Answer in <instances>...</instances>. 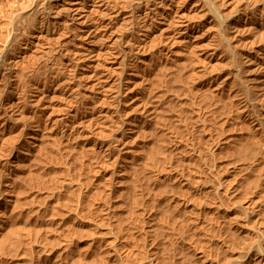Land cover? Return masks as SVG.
I'll return each mask as SVG.
<instances>
[{
  "label": "bare ground",
  "instance_id": "bare-ground-1",
  "mask_svg": "<svg viewBox=\"0 0 264 264\" xmlns=\"http://www.w3.org/2000/svg\"><path fill=\"white\" fill-rule=\"evenodd\" d=\"M5 1L0 149L6 145L10 153L18 152L0 168V184L5 182L0 186V248L20 237L19 230H7L8 223L20 221L28 208L22 205L30 187L20 174L26 166L20 154L28 161L40 151L34 166L43 175L48 174L45 166H72L71 158L85 166L78 155L82 151L100 153L95 172L128 162L138 186L136 165L143 156L128 146L127 137L141 127L150 134L163 131L167 139L157 144V154L166 153L162 170L151 156L144 163L160 193L158 206L164 202L171 211L178 204L181 214L191 207L188 229L197 237H211L206 227L219 233L223 262L214 246L204 249V239L190 244V263L264 264V189L248 191L250 174L264 169V0ZM65 40L83 49L64 48ZM83 68L90 74L79 72ZM74 86L88 92L73 91ZM139 93L142 109L131 119L126 102ZM49 94L65 110L56 119L45 116ZM169 105L174 106L171 115ZM9 132L13 136L7 139ZM238 157L244 166H233ZM51 181L58 186L54 205L68 225L57 245L59 258L70 259L81 245L90 248L95 238L119 263L136 251L133 264L145 259L160 264L153 240L145 249L126 233L120 234L121 242L105 240V233L93 229L88 238L78 237L72 227L81 221L85 208L80 201L90 189L79 186L71 173ZM115 184L108 181L105 193ZM162 184L165 190H159ZM177 221L183 230L181 215ZM181 230L177 238L183 241ZM151 237L143 235L144 244ZM233 239L246 244V251L233 247Z\"/></svg>",
  "mask_w": 264,
  "mask_h": 264
},
{
  "label": "rangeland",
  "instance_id": "rangeland-1",
  "mask_svg": "<svg viewBox=\"0 0 264 264\" xmlns=\"http://www.w3.org/2000/svg\"><path fill=\"white\" fill-rule=\"evenodd\" d=\"M3 3V4H1ZM5 0H0V22H4L7 19L5 16L8 14V6ZM19 8V6H17ZM16 7V8H17ZM7 10H6V9ZM4 11V12H3ZM22 24H26L27 17L24 15L22 18ZM3 23H0V29ZM4 25V24H3ZM27 26V24H26ZM1 33V32H0ZM84 46L88 44L84 43ZM64 48L74 49L80 48L76 43L71 41H66ZM43 62H40V65ZM44 69V68H42ZM89 69H79V72L84 74L88 73ZM44 71V70H42ZM86 78H90L85 75ZM93 79H88L89 83ZM89 85V84H88ZM73 91L80 93L86 92L87 90L79 89L74 86ZM88 92V91H87ZM2 97V95H0ZM140 93L138 97L133 95L126 102V115L131 119L135 116L138 118V114L142 106L139 103ZM48 106V111H44L48 115H53V119L58 118L61 114L65 112L62 108V104L56 101V98L49 97L44 101ZM51 104L53 105L51 109ZM173 105L166 107V112L170 115L173 113ZM42 108V107H41ZM164 122H166V113L162 115ZM17 122V126H18ZM17 132V131H16ZM9 139L13 135L9 132L6 135ZM147 136V137H146ZM163 139H166L164 132L159 131L154 134L149 133V129L143 130L141 127L136 131L132 138L127 137L128 146L138 151V155H142V161L140 160L136 166H139L138 174V186L133 184L134 175L130 169L133 166L131 163L126 162L123 167L115 168L114 166L99 167L100 170L95 172L97 164L102 160L103 155L100 153L91 154L86 151H82V154L78 155L83 157L85 160V166H79L75 159H69V163L72 166H45L48 174L40 175L41 169L38 166H34L36 157L41 153L36 151L29 156L27 161L20 154L21 161H23L26 166L21 167L20 174L26 177V182L29 188V197L22 203L24 207H28L23 218L19 219L17 223L10 225L8 229L15 228L19 230L20 237L13 242H6L3 248H0V264H133L134 260L138 259V252L132 253L130 258L124 262L119 263L120 258L116 255H105L104 248L100 247L101 242L97 239L91 240V247L88 248L86 245H81L77 247L70 255V259L59 258L57 245L59 240H61L67 232V226L65 222L62 223L63 215L61 211L54 205V194L55 188L58 187L56 184L52 183L51 178L60 177L61 175L71 173L74 176L75 182L79 183V186L89 188V193L87 198H84L81 205H84V212L81 215V221L76 222L72 227V231L78 237L88 238V232L93 229V231L100 233H105V240L109 238L113 239L116 237L118 242L122 241L119 237L121 233L128 236L129 241H134L136 245L141 248H149L153 240V248L157 251V257L160 264H191L190 263V244L197 240H204V249H208V246H214L213 250H217L221 257V262L225 258L226 254L224 250L217 244V239L219 233L213 231L212 228L206 227L209 231L211 237H197L188 228L190 224L188 222V217L192 215L190 208L185 209L183 214L181 210H178V204L172 207V210L165 209L164 202L158 206L157 197L160 193L156 192L154 188V178L149 170L144 168V163L146 158L151 156L154 158L153 166H157L159 170L163 168V158L164 155L157 154V144ZM1 144V143H0ZM78 152L80 147L75 144ZM4 148L0 149V168L3 167V163H9L14 160L16 153L18 151L12 150L9 152V146L4 145ZM23 148V147H20ZM24 151V148L22 149ZM156 153V155H153ZM77 155V157H78ZM83 155V156H82ZM233 166H244L242 157L236 158L232 161ZM258 166V165H257ZM69 169V171L67 170ZM118 172V173H117ZM262 173V175H261ZM248 189L249 192L258 191L264 189V169H255L254 173L250 174ZM116 181V184L112 186L111 192L109 194L105 193V187H107L108 181ZM5 182L2 180L0 186L4 187ZM166 187L161 185L159 190H165ZM174 196H178L179 190H174ZM77 192V191H76ZM75 198L78 197L75 194ZM75 200V199H74ZM65 202L64 199L61 200ZM165 201V200H164ZM108 211L107 217H105V210ZM171 215V216H170ZM173 215V216H172ZM181 215L184 220L183 230L179 228L177 216ZM208 217V216H206ZM66 226V227H65ZM5 230V231H7ZM183 231V241L177 238V233ZM4 232V231H3ZM2 232V233H3ZM152 236L151 239L144 244L142 236ZM155 237V239L153 238ZM2 238V235H0ZM120 238V239H119ZM124 244V243H123ZM231 244L235 248H241L242 251H246L247 246L241 240L233 239ZM200 243L198 246L200 247ZM143 246V247H142ZM200 248H198V251ZM124 251V249H121ZM238 251L237 249L235 252ZM125 252V251H124ZM119 259V261H118ZM211 259H208L207 264H212ZM143 264H149L148 260L145 259Z\"/></svg>",
  "mask_w": 264,
  "mask_h": 264
}]
</instances>
